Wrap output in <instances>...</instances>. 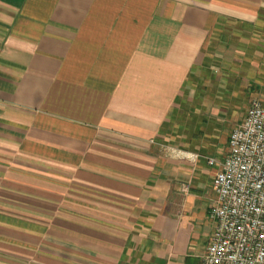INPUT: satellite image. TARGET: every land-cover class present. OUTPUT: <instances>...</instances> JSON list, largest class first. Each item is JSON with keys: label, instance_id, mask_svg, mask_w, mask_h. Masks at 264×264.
Masks as SVG:
<instances>
[{"label": "crops", "instance_id": "0c3cea01", "mask_svg": "<svg viewBox=\"0 0 264 264\" xmlns=\"http://www.w3.org/2000/svg\"><path fill=\"white\" fill-rule=\"evenodd\" d=\"M254 96L264 0H0V264H202Z\"/></svg>", "mask_w": 264, "mask_h": 264}, {"label": "built area", "instance_id": "2783aa9c", "mask_svg": "<svg viewBox=\"0 0 264 264\" xmlns=\"http://www.w3.org/2000/svg\"><path fill=\"white\" fill-rule=\"evenodd\" d=\"M172 153L196 162L197 154ZM215 165L214 159L208 160ZM216 225L202 264H264V103L254 99L232 130L214 178Z\"/></svg>", "mask_w": 264, "mask_h": 264}, {"label": "rangeland", "instance_id": "374dc122", "mask_svg": "<svg viewBox=\"0 0 264 264\" xmlns=\"http://www.w3.org/2000/svg\"><path fill=\"white\" fill-rule=\"evenodd\" d=\"M254 98L264 101V98H262L261 96L258 97L254 96L253 99ZM248 108H249L248 100L247 99L244 100L243 97L241 100H239V102L232 101L227 105H225V108H223L220 118L214 121L213 123L215 124L216 128L219 129L220 131H224V132L230 131V129L231 130L233 129L232 128L233 126L238 125V121L244 118ZM188 120L187 121L189 125L191 123V118H188Z\"/></svg>", "mask_w": 264, "mask_h": 264}]
</instances>
